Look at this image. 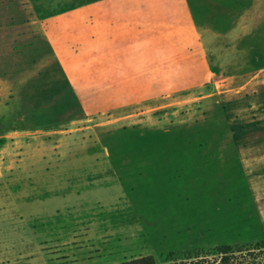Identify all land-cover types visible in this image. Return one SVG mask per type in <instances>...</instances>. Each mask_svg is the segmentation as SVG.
Listing matches in <instances>:
<instances>
[{
  "label": "rangeland",
  "instance_id": "374dc122",
  "mask_svg": "<svg viewBox=\"0 0 264 264\" xmlns=\"http://www.w3.org/2000/svg\"><path fill=\"white\" fill-rule=\"evenodd\" d=\"M256 5L260 19L247 24L248 69L192 72L203 86L148 93L121 84L117 74L142 75L130 71L97 72L102 79L72 71L66 85L34 84L33 109L28 104L8 127L0 122V264L145 256L163 264L225 245L264 246V221L248 214L240 194L217 199L226 193L223 181L201 207L190 194L176 206L165 195H187L174 185L189 188L191 170L217 161H242L254 190L256 155L264 158V112L256 109L264 100V0ZM1 99L0 112L8 105Z\"/></svg>",
  "mask_w": 264,
  "mask_h": 264
},
{
  "label": "crops",
  "instance_id": "0c3cea01",
  "mask_svg": "<svg viewBox=\"0 0 264 264\" xmlns=\"http://www.w3.org/2000/svg\"><path fill=\"white\" fill-rule=\"evenodd\" d=\"M256 1L0 0V97L8 104L0 112V122L8 127L21 120L19 114L28 104L33 109L34 84L66 85V72L100 79L99 72H141L117 76L124 77L122 85L148 87V93H153L167 87L203 86L192 75L199 70H246L247 24L260 19ZM39 70L44 74L34 76ZM173 71L184 74L169 73ZM7 88L13 91L7 93ZM167 96L158 98V107L166 106ZM257 103L262 104L257 105V111L263 113L262 97ZM254 168L253 191L242 161H217L209 169L191 170L189 188L174 185L187 195H165L176 206L179 195L190 194L191 202L196 200L201 207L208 202L206 195L213 194L215 185L223 181L226 193L217 199L222 203V198L235 190L240 201L249 206L248 214H254L262 224L263 156L256 155ZM242 194H248L249 201ZM261 231L264 236L262 227Z\"/></svg>",
  "mask_w": 264,
  "mask_h": 264
},
{
  "label": "trees",
  "instance_id": "16d2710c",
  "mask_svg": "<svg viewBox=\"0 0 264 264\" xmlns=\"http://www.w3.org/2000/svg\"><path fill=\"white\" fill-rule=\"evenodd\" d=\"M264 254V246L257 244L254 248L233 247L225 245L217 248L214 253L201 255H188L177 260H169L163 264H257ZM213 258L214 260H211ZM118 264H161L153 256L135 258Z\"/></svg>",
  "mask_w": 264,
  "mask_h": 264
}]
</instances>
